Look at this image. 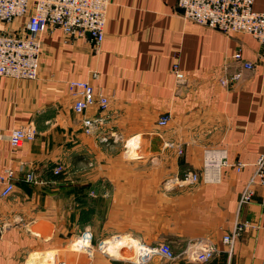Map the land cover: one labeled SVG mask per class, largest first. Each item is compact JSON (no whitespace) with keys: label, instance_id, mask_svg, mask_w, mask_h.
<instances>
[{"label":"crops","instance_id":"crops-1","mask_svg":"<svg viewBox=\"0 0 264 264\" xmlns=\"http://www.w3.org/2000/svg\"><path fill=\"white\" fill-rule=\"evenodd\" d=\"M29 1L32 12L35 0ZM253 9L263 12L264 0H255ZM28 18L0 21V32L18 33ZM237 52L255 69L244 71L232 89L223 88L218 70L228 64L236 70ZM259 53L251 35L227 36L184 19L178 0H111L99 48L68 41L59 29L45 32L37 78L0 77V175L12 169L20 177L10 196H0V221L8 225L0 264H31L45 253L57 255L48 264H139L134 256L112 255L120 253L118 242L131 243V230L108 255L69 249L87 229L85 221L94 230L103 214L105 221H117L122 207L121 220L130 223H146L154 211L164 229L155 240L169 243L176 255L146 264H201L187 255L199 241L218 247L206 264H264V186L256 184L252 201L239 211L241 193L264 154ZM175 63L186 75L183 84L171 72ZM71 81L88 82L109 107L76 113L79 96ZM165 115L170 121L161 127ZM97 117L103 123L86 134L83 121ZM29 124L36 138L13 148L11 131ZM208 151L228 163H215L209 177ZM59 166L61 178L53 179ZM27 173L37 182L25 181ZM194 174L197 181L186 180ZM237 216L252 227L229 257L222 238ZM136 238L141 245L161 243L142 241L143 231Z\"/></svg>","mask_w":264,"mask_h":264},{"label":"built area","instance_id":"built-area-1","mask_svg":"<svg viewBox=\"0 0 264 264\" xmlns=\"http://www.w3.org/2000/svg\"><path fill=\"white\" fill-rule=\"evenodd\" d=\"M254 3L255 0H178V8L184 19L208 29L227 36L251 35L259 44V58L264 59V11H255ZM110 5L111 0H35L34 9L31 12L29 0H0V21L10 23L16 18L29 16L26 26L18 33L0 32V77L36 79L42 57V35L45 32L53 33L59 29L68 41L87 40L99 48L105 38ZM233 61L239 65L236 70H232L231 64L224 65L218 70L216 80L221 87L226 89H232L238 84L244 71L255 69V64L244 60L240 52L233 56ZM171 72L178 84L186 82V75L179 63L173 65ZM69 88L71 91H78L76 94L79 98L73 106L76 113H83L95 105L103 110L109 107V99L97 94L88 82L71 81ZM103 121L102 117L85 119L83 121L84 132L88 135L93 134ZM169 121L170 116L165 115L160 118L158 124L165 127ZM36 135L37 129L33 124L23 125L11 131L9 141L11 146L16 148L24 142L33 141ZM217 162L228 166L225 157L218 159L211 151H208L204 167L207 177ZM242 168L243 165H236L237 171H241ZM62 171L60 166L56 167L54 174H60ZM23 178L27 182H37L33 173H27ZM18 179L20 177L12 169L0 175V196L4 198L10 196ZM186 180L197 181L198 175H188ZM256 184L264 186V154L255 163L254 175L241 193L239 211L252 201ZM251 227L250 222L241 220L239 216L235 218L232 228L222 238L229 257L234 255L239 238ZM7 229L8 225L0 221V240ZM89 242H91V237ZM188 249V257L201 264L208 263L218 253V247L209 241H199ZM136 256L139 264H146L154 257L167 260L176 258L168 243L156 246L143 245Z\"/></svg>","mask_w":264,"mask_h":264},{"label":"rangeland","instance_id":"rangeland-1","mask_svg":"<svg viewBox=\"0 0 264 264\" xmlns=\"http://www.w3.org/2000/svg\"><path fill=\"white\" fill-rule=\"evenodd\" d=\"M63 172V171H62ZM154 209V207H153ZM133 210L139 211V207H133ZM133 211V213H134ZM123 207H122V212L117 218V221H105V214L100 216V220L95 222L93 224L94 230L91 227L92 223L90 221H85V226L87 227L83 229V232L80 235H75L74 239L69 242V249L71 251L77 252V253H83L86 255H90L91 253H94V251L104 253V255L110 254V248H113L115 245V242L117 240L123 239L124 232L131 230V236H133V239H131V243L134 244V246L139 247V245L142 247L143 245L139 243H135L134 240H140L139 238H136L141 231L144 233H147V238L142 241H152L151 243L155 242H161V238L155 240L156 234L157 233H163V230L161 227V221H159L155 214L154 211H149L148 214V221L146 223H140V222H127L121 220V217H123ZM87 215H85V218ZM95 231V233H94ZM135 236V238H134ZM91 237V242H89ZM125 238V237H124ZM127 238V237H126ZM82 241V243L78 244V242ZM161 243H164L161 242ZM159 243V244H161ZM167 243V242H165ZM78 244V245H77ZM159 244H154V246L159 245ZM169 244V243H168ZM147 245V244H146ZM170 245V244H169ZM171 246V245H170ZM93 248V250H92ZM93 251V252H91ZM117 253V254H116ZM112 255H116L117 257H137L136 252H134V248L131 247V249H128L126 247H123L119 252H115Z\"/></svg>","mask_w":264,"mask_h":264},{"label":"bare ground","instance_id":"bare-ground-1","mask_svg":"<svg viewBox=\"0 0 264 264\" xmlns=\"http://www.w3.org/2000/svg\"><path fill=\"white\" fill-rule=\"evenodd\" d=\"M80 243H82V241L78 242V244H80ZM78 244H77V245H78ZM116 246H117L116 248H119L120 251H121V249H122L123 247H126V248H128V249H131V247H132V248L135 249V252H136L137 254L141 251V246L139 245V247H136V246H134L133 243H128V242H118V243L116 244ZM54 254H55V253H49V254L45 253V254H43V255H37V256L31 261V264H48V262H49L50 260H53ZM55 255H56V254H55ZM56 256H57V255H56ZM47 260H49V261H47Z\"/></svg>","mask_w":264,"mask_h":264},{"label":"trees","instance_id":"trees-1","mask_svg":"<svg viewBox=\"0 0 264 264\" xmlns=\"http://www.w3.org/2000/svg\"><path fill=\"white\" fill-rule=\"evenodd\" d=\"M53 179H60L61 178V175H59V174H57V175H53V177H52Z\"/></svg>","mask_w":264,"mask_h":264}]
</instances>
